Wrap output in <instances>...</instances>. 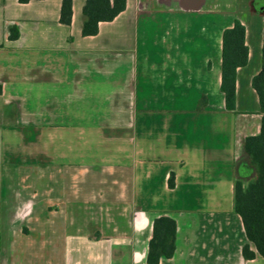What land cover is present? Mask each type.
<instances>
[{
    "label": "crops",
    "instance_id": "crops-1",
    "mask_svg": "<svg viewBox=\"0 0 264 264\" xmlns=\"http://www.w3.org/2000/svg\"><path fill=\"white\" fill-rule=\"evenodd\" d=\"M238 1L127 0L84 36L86 0H73L70 25L62 0H0V264L34 235L48 250L27 264H148L161 215L177 235L159 264H264L244 258L235 211V182L252 171L245 138L262 120L263 26L244 16H263ZM235 19L249 54L229 111L222 34Z\"/></svg>",
    "mask_w": 264,
    "mask_h": 264
},
{
    "label": "trees",
    "instance_id": "trees-1",
    "mask_svg": "<svg viewBox=\"0 0 264 264\" xmlns=\"http://www.w3.org/2000/svg\"><path fill=\"white\" fill-rule=\"evenodd\" d=\"M28 3L31 0H18ZM127 0H86L83 13L86 17L82 34L96 35L99 23L112 21L126 8ZM73 0H62L60 21L70 25L72 22ZM263 16V48L260 71L252 78V87L259 99V112L262 114L260 132L245 138V152L250 157V166L254 168L246 179L235 182V211L243 221L246 236L249 240L242 248L245 259L264 257V4L260 9ZM17 27H12L10 38H17ZM249 49L246 44V27L235 19L231 27L222 34L221 90L225 96L226 109L236 110L237 70L248 63ZM2 88L0 86V93ZM207 97L200 99L205 107ZM169 186L174 187V174L169 177ZM177 223L167 215L154 220L153 236L149 242L148 264H159L162 258H171L176 251ZM253 246L254 249L251 247Z\"/></svg>",
    "mask_w": 264,
    "mask_h": 264
},
{
    "label": "rangeland",
    "instance_id": "rangeland-1",
    "mask_svg": "<svg viewBox=\"0 0 264 264\" xmlns=\"http://www.w3.org/2000/svg\"><path fill=\"white\" fill-rule=\"evenodd\" d=\"M238 2H239L240 7L241 8L242 7L244 8V6H245L244 0H239ZM244 19L248 22L249 26L251 28H253V29H256L258 27L260 29V27L263 26V19H262L261 15L247 14L246 16H244ZM225 22L227 23L228 20H226V21L224 20V22H223V18H222V25L221 26H223L224 24H226ZM16 181L17 182L20 181L19 177H16ZM69 182H73V179H70ZM33 238H34V244L31 247L30 246H27L25 248L24 245L22 244L23 245L22 248L25 250V252L23 250V253H21L22 250L19 249V247H20L19 245L20 244L16 245L17 246L16 247V252L17 253L12 254V258H11L12 264H27L28 263V260H30L29 258H30L31 253L33 251H35V250H37V252H41L44 255H46V252L48 250V246L44 245L43 247H46V248H44V249H43V247L41 248V240L36 241L35 235L33 236ZM35 243H36V245H35ZM35 248H39V249H35ZM37 261H38L39 264L40 263L46 264L47 261H48V259H46L44 257V258H39ZM118 264H129V262L128 261H122V262H120Z\"/></svg>",
    "mask_w": 264,
    "mask_h": 264
},
{
    "label": "flooded vegetation",
    "instance_id": "flooded-vegetation-1",
    "mask_svg": "<svg viewBox=\"0 0 264 264\" xmlns=\"http://www.w3.org/2000/svg\"><path fill=\"white\" fill-rule=\"evenodd\" d=\"M254 4H255V6L257 8H260L261 9L263 7L264 2H263V0H255L254 1Z\"/></svg>",
    "mask_w": 264,
    "mask_h": 264
},
{
    "label": "water",
    "instance_id": "water-1",
    "mask_svg": "<svg viewBox=\"0 0 264 264\" xmlns=\"http://www.w3.org/2000/svg\"><path fill=\"white\" fill-rule=\"evenodd\" d=\"M245 160L248 162V163H250V157H249V155L248 154H246V158H245ZM250 170H254V168H252L251 166H250Z\"/></svg>",
    "mask_w": 264,
    "mask_h": 264
}]
</instances>
